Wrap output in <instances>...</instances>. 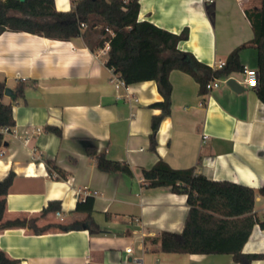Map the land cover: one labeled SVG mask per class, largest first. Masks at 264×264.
<instances>
[{"label":"crops","instance_id":"crops-1","mask_svg":"<svg viewBox=\"0 0 264 264\" xmlns=\"http://www.w3.org/2000/svg\"><path fill=\"white\" fill-rule=\"evenodd\" d=\"M55 3L58 10L72 7V0ZM140 3L141 20L173 32L189 29L188 39L179 43L188 60L194 56L213 68L247 44L241 62L257 68V49L249 44L254 30L246 11L261 8L262 0ZM88 32L89 43H94L98 28ZM89 43L83 35L66 40L28 31L0 34V79L13 89L25 84L24 97L5 95L14 106L17 131L6 133V145L0 148V179L15 173L6 216H36L39 226L85 220L86 214L75 210V190L88 186L99 192L84 227L43 233L30 227L6 229L0 232V248L21 264H239L229 253L165 252L148 240L164 230L181 232L189 205L184 193L144 185L142 169L162 158L174 168L196 167L210 179L258 190L264 184V102L257 89L242 83L243 72H235L230 77L242 89L222 82L202 92L192 75L172 70V110L162 120L152 148V118L161 113L152 104L163 99L157 82L117 88L107 55H99V48ZM90 145L113 160L128 162L132 174L100 170L88 154ZM47 159L55 160L67 178L52 176ZM50 200L61 201L64 219L57 212L41 216ZM254 211L258 222L243 251L264 253L260 193ZM91 220L97 225L93 231Z\"/></svg>","mask_w":264,"mask_h":264},{"label":"trees","instance_id":"trees-1","mask_svg":"<svg viewBox=\"0 0 264 264\" xmlns=\"http://www.w3.org/2000/svg\"><path fill=\"white\" fill-rule=\"evenodd\" d=\"M140 0H72L71 9L58 10L55 0H0V34L6 30L28 31L35 34L72 39L83 35L89 41L88 31L98 28V38L89 43L93 49L101 48L106 41L110 43L106 64L113 68L127 84L155 80L163 99L152 104L161 113L152 118L151 147L157 144L156 133L162 120L172 110L173 85L170 73L179 69L192 75L207 91L206 85L213 78L230 77L242 72L240 52L247 45L236 48L228 57L226 64L219 69L200 62L194 56L186 58L187 52L179 48L182 40L188 39L189 29L173 32L160 27L151 20H141ZM250 19L254 37L249 44L257 49V69L259 72L258 97L264 102V0L259 9L246 11ZM87 23L82 31L81 23ZM109 29V31L107 30ZM7 85L0 79V148L6 145L4 131H10L16 124L14 106L4 101ZM15 98L25 96V84L14 88ZM61 133L57 127H51ZM88 154L96 160L100 170L132 174L128 162L109 158L99 152L95 145L88 147ZM48 169L58 179H66V173L53 159H47ZM144 185L147 187L168 186L176 193L187 195L189 205L181 232L164 230L158 236L148 238L159 243L161 250L177 253L232 254L239 264H251L255 259H263L264 253L243 251L254 225L258 222L255 213L257 193L264 195V184L254 187L231 181L210 179L197 171L196 167L174 168L160 158L152 167L142 169ZM15 173L11 171L0 179V232L10 228L30 227L35 233H43L50 228L60 230L84 227L94 209L93 197L77 202L76 211L86 214L85 220L70 223H48L38 225V217L17 215L7 217L8 194L14 183ZM62 208L60 200H50L41 211V216L55 213ZM90 230L97 228L90 221ZM264 228V221L260 222ZM0 264H21L0 248Z\"/></svg>","mask_w":264,"mask_h":264},{"label":"built area","instance_id":"built-area-1","mask_svg":"<svg viewBox=\"0 0 264 264\" xmlns=\"http://www.w3.org/2000/svg\"><path fill=\"white\" fill-rule=\"evenodd\" d=\"M208 1H213V0H208ZM81 27L82 28L87 27V23L82 22ZM107 30L109 31V29H107ZM109 49H110V43H109V41H106L104 46L99 48L98 54L99 55H107V52ZM225 64H226V61L219 60L218 62H216V64L214 65L213 68L219 69V68H222ZM111 70L113 72V78L111 79V81L114 82L116 87L120 88V87L126 86L127 83L125 82V80L118 73L114 72L113 68H111ZM242 72L244 74V79H243L242 83H244L246 86H249L251 88H255L258 86V84H259V72H258L257 68L250 67L248 65H244ZM231 78L232 77L213 78L210 81H208L206 88H207V90H211L215 87L220 86L222 82L228 83L229 79H231ZM4 131L6 133L14 132L17 135V131L15 130L14 127L10 131H8L7 128ZM24 139L26 142H28L30 140V136H29L28 132H26ZM75 193L77 194L79 199L86 200L87 197L96 196L99 192L96 189H91L88 186H85V187L76 188ZM57 215H59L61 217V219H64V216L62 215V213L60 211H57ZM127 250L131 251L132 247H128Z\"/></svg>","mask_w":264,"mask_h":264},{"label":"water","instance_id":"water-1","mask_svg":"<svg viewBox=\"0 0 264 264\" xmlns=\"http://www.w3.org/2000/svg\"><path fill=\"white\" fill-rule=\"evenodd\" d=\"M20 1H24V0H20ZM228 84L230 86H232V88H234L235 90H240V89L243 88V86L237 80H235L234 78L229 79ZM255 88L258 89V86L255 87ZM4 94L9 96V97H11V98H15L16 97L14 89L9 87V86L6 87Z\"/></svg>","mask_w":264,"mask_h":264},{"label":"rangeland","instance_id":"rangeland-1","mask_svg":"<svg viewBox=\"0 0 264 264\" xmlns=\"http://www.w3.org/2000/svg\"><path fill=\"white\" fill-rule=\"evenodd\" d=\"M3 99H4V101H5V102H7V103H8V99H7V97H5V96H4V98H3Z\"/></svg>","mask_w":264,"mask_h":264}]
</instances>
